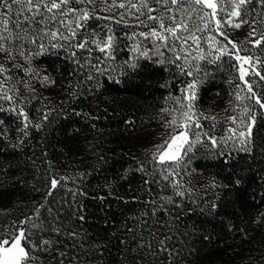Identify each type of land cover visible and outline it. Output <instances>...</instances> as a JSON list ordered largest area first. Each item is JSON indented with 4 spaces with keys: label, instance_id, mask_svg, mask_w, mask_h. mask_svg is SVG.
<instances>
[{
    "label": "trees",
    "instance_id": "16d2710c",
    "mask_svg": "<svg viewBox=\"0 0 264 264\" xmlns=\"http://www.w3.org/2000/svg\"><path fill=\"white\" fill-rule=\"evenodd\" d=\"M96 4V14L105 16L100 11L104 5ZM149 7L165 23L161 8ZM241 12L248 30L255 24L253 40L261 41L239 53L258 59L261 70L253 91L264 102V5L251 0ZM51 15L45 10V19ZM148 15L143 8L132 20L107 21L115 37L112 59L95 45L90 55L71 46L91 32L104 38L106 20L95 18L70 44L45 35L57 28L67 31L58 22L38 23L42 17L37 15L29 25L30 37L9 42L14 59L0 53V63L10 70L0 76L2 89L13 97V102L0 99V230L23 227L35 244L51 241L43 246L46 250L32 249L36 259L31 264H264V108L238 79L237 53L211 62L216 54L209 55L206 46L196 54L169 36V46L160 47V55L154 47L160 42L139 35L159 30ZM60 19L70 17L57 15ZM15 23L13 18L10 27ZM243 24L236 28L234 41H243L244 35L238 34ZM145 50L148 55H141ZM177 54L181 59H175ZM201 54L204 58L198 59ZM86 58L108 71L96 72ZM29 68L31 72L25 70ZM192 81H197L194 110L203 131L214 135L219 146L204 140L178 167L161 165L152 158L156 146L171 131L169 113L182 110L177 101L186 103L182 89ZM12 108H23L28 115L26 129ZM251 116L256 124L250 155L234 150L231 141L227 146L219 143L229 135V117L248 121ZM222 149L232 155H219ZM173 167L178 175L164 179V169ZM235 178L242 183L236 185ZM53 179L58 181L55 188ZM173 180L183 187L174 188ZM25 220L29 223H21Z\"/></svg>",
    "mask_w": 264,
    "mask_h": 264
},
{
    "label": "snow or ice",
    "instance_id": "6c2138e0",
    "mask_svg": "<svg viewBox=\"0 0 264 264\" xmlns=\"http://www.w3.org/2000/svg\"><path fill=\"white\" fill-rule=\"evenodd\" d=\"M157 2L164 4L166 7L168 5L171 6H179L186 2V0H157ZM251 0H191V3L195 5H199L201 10L210 9V12L202 11L199 15L200 25L196 26L195 29H190L188 25L184 22L183 19L177 21L175 15L169 17L172 21V26L166 25L163 22L162 17L153 16L150 13L155 11L154 9L148 7V0H137L136 3H133L132 0H127V3L122 2V0H100V3L104 5L100 9V11L111 12L113 8H127L136 9L137 12H141V9L146 8L149 15L148 20L157 21L159 23V30L153 28L150 32L139 33L140 36H143L145 39L152 38L154 41L160 42L159 44H155L154 47L157 49V53H159L160 47H168L169 46V36L173 37L174 40H181L184 44L187 43L188 40H191L193 44H196L199 47L200 37L196 35V32L208 31L209 23H212L214 27L211 31L219 32V34L223 37L226 43L220 44L219 41L216 40L214 36H209L208 40L212 41L209 44V48L212 49L213 52L218 53L211 62H215V60L220 59L223 55H229L231 52L237 53L235 59L239 62V77L238 79L244 80V77L248 75V69L245 68V65H248L249 68L252 69L255 75L259 76L260 73L255 71L253 67L254 60L252 56H241L238 55L239 52L243 51L238 46V43L232 40L222 29L225 25L240 28L242 23H248L246 19L242 18L241 9L243 6L249 4ZM259 2L264 5V0H259ZM97 0H0V53L4 54L5 59L12 60L14 59V50L10 45L11 40H17L22 38L30 37L29 25L31 22L35 20L37 15L41 16V20L38 23H45L46 19L53 22H58L63 25L64 29L67 31V35L64 31H61L60 28H57L55 31H49L45 33L48 35L51 40H56L57 38L68 41L71 44V41L75 40L77 33L80 30L86 29V22L89 19H103V20H114V16H99L96 14V5ZM73 4H83L85 7L77 8L72 7ZM13 5H16L17 8L15 12L13 11ZM88 5H92V8L87 7ZM225 7H228L227 16L218 17V11L224 10ZM45 10L46 13H52L51 16H48L45 19ZM55 10V11H54ZM171 11V9H169ZM9 13H12L10 16ZM25 13H30L31 15H25ZM57 15L62 17H70V19H60L57 21ZM16 19V23L12 24L10 27V23L12 19ZM232 18H240L239 23H234ZM139 20V17H137ZM124 21V14H120V20H116V23H122ZM141 23H143L141 21ZM147 26V25H145ZM108 28V32L104 34V38L98 39V33L91 32L88 33L87 36H82L81 39L72 44L71 46L76 49H84L88 51L89 55L92 51V45H95L96 48L105 53V57L107 59H112V51H113V43L115 40L114 35L111 34L112 30L108 25H105ZM186 32L187 36H180L178 32ZM255 33V27L253 26L252 32L249 35H253ZM167 34V35H166ZM133 36H130L129 39H133ZM261 40H264V36L261 37ZM30 42L35 44L37 43L36 38H31ZM261 41H256V44H259ZM173 46L170 50H174V41L172 42ZM217 45H220L217 47ZM228 45H231V48H228ZM51 47H64L62 44H51ZM39 48L43 51L45 49V45L43 43L39 44ZM133 50L139 52V47L137 45L133 46ZM183 50V48L181 49ZM23 55V52L19 53ZM212 52H209L211 55ZM141 55L147 56L148 50H145L141 53ZM72 56L75 57V51L72 52ZM198 59H203L204 56L201 54ZM175 59H181V57L177 54ZM86 64L90 65L95 69L98 73H103L108 71L107 68H101L99 63L92 64L91 60L86 58ZM163 63V61H159ZM174 62V61H170ZM259 62V61H256ZM75 63L79 64V60L77 59ZM185 63L188 61L185 59ZM13 67L23 68V65H13ZM84 67V65H81ZM134 67V65H133ZM178 67H181L178 65ZM28 72L32 70L25 69ZM183 70V68H182ZM10 71L5 67L3 63H0V76H4V74ZM187 75H192V71L188 70ZM11 77H7L10 79ZM93 78L90 73L88 79L91 80ZM264 79V76L260 77ZM45 81H49L54 83L50 79V77H43ZM247 85V91L251 93L252 98L255 99L256 103L260 105L261 108H264V102H262V98L257 96V94L253 91V86L248 81H244ZM98 84V81H97ZM3 81L0 80V99L13 102V97L8 95L6 91L2 89ZM196 90H197V81H192L187 83L186 87L182 89L183 100L186 103H180V107L182 110L178 111L173 109V112H177V115H171V119L166 121L167 126L171 129L166 138L156 146L157 151L153 155V160L157 161L159 164L164 165L166 163H172L177 167L183 161V158L187 156L188 152H190L197 143H203L204 140L212 147H218L217 138L214 135H209L207 132L203 131V126L200 123V118L195 109V100H196ZM237 99H241L239 95H237ZM3 107L0 106V111H3ZM11 111L16 112L19 117H22L24 122V129L28 127L30 123L28 115L24 112L23 108H12ZM168 111V110H165ZM247 111V109H245ZM202 115V114H200ZM210 117H205V119H209ZM48 119V113H44L42 116V120L46 121ZM211 119H215L211 117ZM233 124H237L236 117H229ZM256 124V119L254 116L249 117L248 121L245 122L241 120L239 122L238 127L229 128L227 131L229 135L223 138L219 143L227 146L228 141H231L234 150L244 152L247 154H251L252 152V144H253V128ZM36 128L40 127V124H35ZM200 129V131H194L193 129ZM23 130V129H22ZM27 134V133H25ZM203 138V139H202ZM219 155L230 157L232 155V151L221 150ZM164 172L166 175L164 179H167L168 176H176L178 173L175 170V167L172 169L165 168ZM147 183V181H145ZM234 183L236 185H240L242 181L239 178L234 179ZM58 181L53 179L51 181V186L53 188L56 187ZM172 186L174 188L183 187L178 180H173ZM178 195H183V192H177ZM169 202H171L169 198ZM216 207L215 203L212 204V208ZM81 220L84 219L83 215L79 217ZM21 223H29L28 220H25ZM35 227V225H32ZM58 231V230H57ZM75 235V233H72ZM163 244V241H160ZM51 241L41 240L40 245L35 244L30 239V232L23 227L14 228L12 231L5 233L0 230V264H31V261L35 260L36 257L32 255V249L40 247L41 250H46L43 248L45 245H50ZM161 251H168L167 248H161ZM172 253L169 252V255ZM61 256L65 255L64 253H60ZM61 264L63 261L61 260Z\"/></svg>",
    "mask_w": 264,
    "mask_h": 264
},
{
    "label": "rangeland",
    "instance_id": "374dc122",
    "mask_svg": "<svg viewBox=\"0 0 264 264\" xmlns=\"http://www.w3.org/2000/svg\"><path fill=\"white\" fill-rule=\"evenodd\" d=\"M152 1L153 2H151V0H148V7L151 6V5L153 7H155V6L160 7L162 13L165 14L164 15L165 19H167L165 21V24L169 25V26H172V21L169 19V17L172 16V15H175L176 18H177V21L183 19L184 22L188 25V27L190 29H195L196 26L200 25L199 15L202 13V11H207V12L211 11L210 9L201 10L200 6L191 3V0H186L185 3H183V4L179 5V6L168 5L167 7L164 4L157 2V0H152ZM122 2L127 3V0H122ZM132 2L136 3L137 0H132ZM97 3H100V2L97 1ZM169 9H171V11ZM135 11H136V9H134V8H131V9H127V8H113L110 13L104 11V13H105L104 15L105 16H110V15L114 16L115 17L114 20H117V19H120V14H124V19L126 17L128 20H132L134 18L133 17V13H135ZM227 11H228V7H225L224 10H222V11H218V17H225L226 18ZM98 15L100 16L102 14H98ZM232 19H233L234 23H239L240 22V18H232ZM107 21H109V20L105 21V23H106L105 25H107V23H108ZM248 26H249L248 24L246 25V23H244L243 26H242L241 32L238 33V34L242 33L244 35L243 41L238 42L237 40H235L238 43V46L241 49H243V50L245 49L244 52L243 51L240 52L241 54L242 53H246L247 50H248L247 47L250 46V45L256 44L255 42L258 41L256 39L253 40L254 36H256V34H257V31H255V33H254L255 35L254 34L253 35H249V33H251L252 30H248ZM253 26L255 27V24L251 23L250 27L252 29H253ZM213 27H214V25L212 23H209V29L210 30L202 31V32H196V35L200 37L199 47H197L196 44H193V42L191 40H188L186 44H184L181 40H179V44L182 43L183 46L186 47V51H187V49L191 48V50L194 51L196 54L200 53L201 46H206V48H207L206 51L212 52L211 55H215V54L218 55V53L213 52L212 49L209 48V44L212 43V41H209L208 37L209 36H214L216 38V40L220 42L221 45L226 43V42L224 41L223 37L219 34V32L211 31V29ZM222 30L232 40L236 39V38H234V36L236 35V28H233V27L225 25ZM255 30H256V28H255ZM178 35L187 36L188 33L181 31V32H178ZM188 45H189V47L187 48ZM219 46L220 45H217V47H219ZM228 48L230 49L231 45H228ZM247 56H252L253 57V60H254L253 67L255 68L256 72H259L261 70V67H260L259 62H256V61H258V59L255 56H253V54H250V55L248 54ZM245 68L248 69V75H246L244 77V81H248L249 83L252 84V86L257 85V82H258L257 77L258 76L254 74V72L252 71L251 68H249L248 65H245ZM241 120L247 122L244 117H239V118H237V124H232V126H230V128L238 127L239 122Z\"/></svg>",
    "mask_w": 264,
    "mask_h": 264
}]
</instances>
